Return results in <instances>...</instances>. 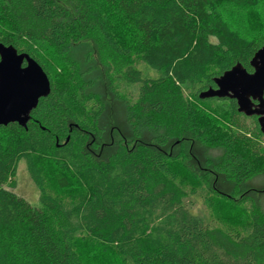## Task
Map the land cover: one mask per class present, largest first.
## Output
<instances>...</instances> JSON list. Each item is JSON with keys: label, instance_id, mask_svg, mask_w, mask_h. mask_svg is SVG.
<instances>
[{"label": "trees", "instance_id": "16d2710c", "mask_svg": "<svg viewBox=\"0 0 264 264\" xmlns=\"http://www.w3.org/2000/svg\"><path fill=\"white\" fill-rule=\"evenodd\" d=\"M0 44L51 83L26 128L0 126V264H264V189L248 184L264 174V133L235 100L199 96L237 63L253 72L264 0H0ZM21 162L38 206L12 191ZM188 182L249 227L205 223Z\"/></svg>", "mask_w": 264, "mask_h": 264}, {"label": "water", "instance_id": "95a60500", "mask_svg": "<svg viewBox=\"0 0 264 264\" xmlns=\"http://www.w3.org/2000/svg\"><path fill=\"white\" fill-rule=\"evenodd\" d=\"M250 65L252 73L237 63L214 79L216 88H209L199 96L235 100L237 111L257 117L264 133V46ZM50 93L49 77L35 59L26 53L19 54L13 46L0 44V126L17 123L26 128L31 113Z\"/></svg>", "mask_w": 264, "mask_h": 264}, {"label": "rangeland", "instance_id": "374dc122", "mask_svg": "<svg viewBox=\"0 0 264 264\" xmlns=\"http://www.w3.org/2000/svg\"><path fill=\"white\" fill-rule=\"evenodd\" d=\"M234 22H237V18L234 20ZM240 26L244 27L246 30H249L250 32H254V30L258 29L260 26H262V22L260 21V19H255L252 22H247L244 23V21H242V24L239 23ZM249 33V32H248ZM91 44H87V43H82L81 45H78V47H75L73 49V54L72 58H76L78 60H81V62L83 61L84 57L83 54L84 52L88 51L91 48ZM73 59V60H74ZM100 64L102 65L101 61ZM138 68L143 71V73L145 74V76H148L150 78H156L158 76V74L149 69L148 67H146L145 65H138ZM252 73V72H251ZM130 91L132 92V94L135 96V87H132V89L130 88ZM187 97L190 96V92L185 90L184 93ZM213 102V101H210ZM203 106H206L207 104L204 102L202 104ZM224 107V106H223ZM220 113L222 112V107H218ZM210 112V111H209ZM217 122H215L216 128H220V126H222L223 128H228V125L230 124V118L219 116L216 117ZM247 125L249 127H253L251 125V121L248 120L246 121ZM221 130V129H220ZM249 135V134H248ZM249 138H251L252 136H248ZM253 138V137H252ZM219 151L216 149H209V155L208 157H210L213 160H217L219 158ZM16 180V188L13 189L12 191L18 195L19 197L25 199L26 201L30 202L32 205L34 206H38L39 205V190L38 188L35 186V184L32 182L27 169H26V165L24 162H21L18 168V172H17V176L15 178ZM248 184L251 187H255L257 189H264V174H259L258 177H255L254 179L252 178ZM208 187L205 185H194L193 182L190 183L188 182L185 186V191L187 192V197L185 200V204L187 205V207L190 209V211L199 216L205 223H210V225L216 226V227H222L223 225H225L227 222L228 224H233L234 226L238 227V228H244V226L247 225L246 228L247 229L249 227V220L247 219V222H244L241 219V213L235 210H233L234 208L232 207H228L225 204H219L216 200V198L209 192V190L207 189ZM257 195V196H256ZM256 195H254L255 198V202L257 205H264V193H256ZM237 199L239 200V202H243L241 201L242 198L237 196ZM238 203V202H237ZM239 204V203H238ZM242 208L244 209L243 212H250L251 211V205L250 204H246L243 205ZM260 210V208H258ZM219 217L221 218V220H219ZM242 229V230H244ZM80 245H83L80 244ZM96 254V253H95ZM94 255V254H93ZM97 256V255H95ZM89 258V256H88ZM87 258V259H88ZM107 258H99V260L93 262V261H89L88 263L90 264H107Z\"/></svg>", "mask_w": 264, "mask_h": 264}, {"label": "flooded vegetation", "instance_id": "af4514ba", "mask_svg": "<svg viewBox=\"0 0 264 264\" xmlns=\"http://www.w3.org/2000/svg\"><path fill=\"white\" fill-rule=\"evenodd\" d=\"M24 66H26V63L24 64Z\"/></svg>", "mask_w": 264, "mask_h": 264}]
</instances>
